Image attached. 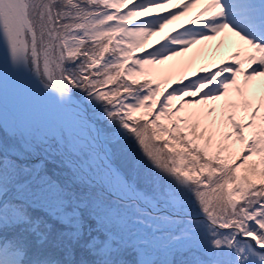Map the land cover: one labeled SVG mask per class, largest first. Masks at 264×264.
Masks as SVG:
<instances>
[{"label": "snow or ice", "instance_id": "snow-or-ice-1", "mask_svg": "<svg viewBox=\"0 0 264 264\" xmlns=\"http://www.w3.org/2000/svg\"><path fill=\"white\" fill-rule=\"evenodd\" d=\"M218 37L226 56L191 77L154 71ZM8 97L84 136L71 157L6 145L0 120V264H264V0H0ZM98 184L151 232L113 227Z\"/></svg>", "mask_w": 264, "mask_h": 264}, {"label": "rangeland", "instance_id": "rangeland-1", "mask_svg": "<svg viewBox=\"0 0 264 264\" xmlns=\"http://www.w3.org/2000/svg\"><path fill=\"white\" fill-rule=\"evenodd\" d=\"M222 39V38H221ZM148 47H151L148 45ZM160 75H165L161 71H156ZM52 115V112L31 102L27 98H5L0 103V120L3 122L4 129H16L20 133V138L10 137L7 131L4 133V142L6 145L15 144L17 147L21 143L28 142L34 144L37 148L48 147L52 150H59L66 153L69 157L75 154L71 151L74 142L80 140V135L84 136L81 129L68 125ZM39 141V143H37ZM93 181H99L100 177L90 174L86 177ZM101 187V191L106 195L112 194V188ZM114 210L124 218L123 222L117 221L113 227L125 232L126 234H135L143 230L146 226L138 219L140 213L137 211L138 203L120 205L116 200L109 201ZM140 207V206H139ZM144 219L153 224L156 223L151 217L145 216ZM134 229V231H133Z\"/></svg>", "mask_w": 264, "mask_h": 264}, {"label": "bare ground", "instance_id": "bare-ground-1", "mask_svg": "<svg viewBox=\"0 0 264 264\" xmlns=\"http://www.w3.org/2000/svg\"><path fill=\"white\" fill-rule=\"evenodd\" d=\"M182 22H186V20L177 21L174 23V25H170L165 29V33H167L172 27H179L180 23ZM163 35L164 33L158 35L157 37L151 38L149 46L156 44L157 41H162ZM220 40L221 37H218L216 40L205 41L200 44L194 45L189 52L184 53L183 55L178 57H173L172 60L167 61L165 65L154 66V71H161L162 73L167 75L169 72V66L175 65L177 68V72L182 69L184 71H187V75L191 77L192 67L199 69L203 65H210L213 63V61H217L222 56H226L227 49H219ZM192 60H195V64L189 66V61ZM64 122L68 125L65 120ZM80 138L82 139L83 136L80 135Z\"/></svg>", "mask_w": 264, "mask_h": 264}, {"label": "trees", "instance_id": "trees-1", "mask_svg": "<svg viewBox=\"0 0 264 264\" xmlns=\"http://www.w3.org/2000/svg\"><path fill=\"white\" fill-rule=\"evenodd\" d=\"M6 132V131H5ZM4 132V133H5ZM59 151V150H58ZM102 194H104L103 192H102ZM107 195V194H106ZM107 197H108V200L109 201H113V200H116L117 202H114V203H119L120 205H124V204H132V202L131 201H125V200H122V199H119V198H117V197H113L112 195H107ZM14 197H13V195L10 193L6 198H5V202H4V211L7 213V214H9V215H11V214H14L15 213V211H16V206L15 205H13L12 203H10V201H11V199H13ZM137 211L140 213V215H141V212L143 211V210H141L139 207L137 208ZM148 227H145L143 230H140V231H138L137 229H135V231H137V232H140V233H143V232H145L146 231V229H147ZM148 230H151V228H148Z\"/></svg>", "mask_w": 264, "mask_h": 264}, {"label": "water", "instance_id": "water-1", "mask_svg": "<svg viewBox=\"0 0 264 264\" xmlns=\"http://www.w3.org/2000/svg\"><path fill=\"white\" fill-rule=\"evenodd\" d=\"M31 101H33L34 103H36V104H38V105H44L45 108H47L49 111H51V112L54 113L56 116H58L56 110H55L51 105H48V104H46V103H42V102H38V101H34V100H31ZM112 191H113V194H117V193H118V195L121 196V197H123V198L134 200L132 197H130L129 195H127L126 193H124V192H122V191H119V192H118V191H116V190H114V189H112ZM136 201L139 203V205H140L142 208H145V207H146V205H145L143 202H141V201H139V200H136Z\"/></svg>", "mask_w": 264, "mask_h": 264}]
</instances>
